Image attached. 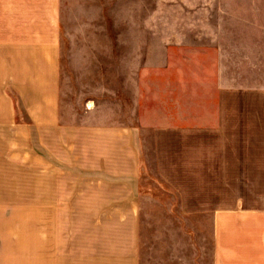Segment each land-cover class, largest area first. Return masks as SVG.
<instances>
[{
  "label": "crops",
  "instance_id": "1",
  "mask_svg": "<svg viewBox=\"0 0 264 264\" xmlns=\"http://www.w3.org/2000/svg\"><path fill=\"white\" fill-rule=\"evenodd\" d=\"M256 56L264 0H0V264H264Z\"/></svg>",
  "mask_w": 264,
  "mask_h": 264
},
{
  "label": "rangeland",
  "instance_id": "2",
  "mask_svg": "<svg viewBox=\"0 0 264 264\" xmlns=\"http://www.w3.org/2000/svg\"><path fill=\"white\" fill-rule=\"evenodd\" d=\"M69 16H72L73 14H68ZM94 15V14H93ZM102 15H105V14H102V12L101 11H99L98 12V21L95 23V24H87L86 25V27L84 28V25L85 24H80V25H82V27H83V29H86V30H99V31H101V30H107V29H110V30H117V31H121V30H123L124 28H123V23L121 22V21H117V22H107L106 21V17H103ZM68 16V17H69ZM106 16V15H105ZM68 26H69V28H70V31H75L76 30V28H75V25L74 24H67ZM80 25L78 24V26H79V29H81V27H80ZM162 27H163V25H161ZM167 26H170V25H167ZM73 29V30H72ZM78 29V28H77ZM68 43V46H69V42H67ZM247 57V59H249V56H246ZM257 58H259L260 59V57L261 58H263L264 56H256ZM261 68V67H260ZM250 72L251 71H248V72H245L246 74H250ZM258 72V76H259V79H260V81H262V82H264V69L263 70H259V71H257ZM254 72L252 71V74H253ZM71 79H72V81H73V75H71ZM260 90H264V88H260ZM16 97V96H15ZM18 105V107H20L21 108V104L20 103H18L17 104ZM25 111L23 110V109H19V118L18 119H20V120H24V121H26V119L25 118H21V116H25ZM21 172L23 173V174H25V168L23 167L22 168V170H21ZM4 174H5V171H4ZM1 185H3V184H0V186ZM153 189H155L154 187H153ZM159 189H161L160 187H159ZM155 190H158V189H155ZM2 219V216H0V222L2 221L1 220Z\"/></svg>",
  "mask_w": 264,
  "mask_h": 264
}]
</instances>
